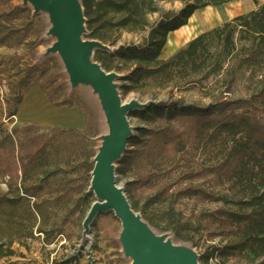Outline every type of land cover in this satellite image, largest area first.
I'll use <instances>...</instances> for the list:
<instances>
[{"label": "trees", "instance_id": "1", "mask_svg": "<svg viewBox=\"0 0 264 264\" xmlns=\"http://www.w3.org/2000/svg\"><path fill=\"white\" fill-rule=\"evenodd\" d=\"M180 1L182 6L171 11L160 10L157 0H82L88 38L105 43V30L118 34L147 30L142 42L121 44L112 52H94V59L107 71L126 69L122 77L126 82L120 86L122 93L148 84L150 91L163 86L170 94L169 99L149 102L135 111L144 124L129 137L127 149L116 161V172L132 175L126 192L134 206L140 204L141 198L144 200L139 208L143 211L153 203L166 204L158 215L149 217L152 227L170 229L178 239L192 242L194 234L201 230L209 236L225 234L228 237L225 245L212 246L220 255L251 253L262 257L264 4L198 34L168 58L159 59L168 33L186 24L196 9L230 0ZM157 11H160L157 20L150 24L148 15ZM3 14L6 21L16 15L26 21L22 28L0 22V44H26L33 52L38 43L28 38L27 26L38 15H30L28 7L11 4L0 16ZM38 24L41 25L39 20ZM54 69L47 73L42 65L31 67L20 81L25 87L17 104L31 87L38 86L53 105H75L85 114L86 122H90L92 113L74 90L69 92L67 78L60 72L57 60ZM243 70L257 77L255 85L243 96L228 97L231 85ZM219 76L220 84L205 92L209 99L206 103L185 101L184 97L174 95L176 88L204 86L209 78ZM15 112L16 108L11 115ZM48 138L35 123L13 126L0 138V175H8L7 192L21 190L26 197L33 189L42 187L36 184L23 188L19 171L45 152V144L38 141ZM21 196L9 200L21 202ZM191 200L218 206L187 214L182 206ZM23 201V213L26 211L23 216H27L30 201ZM198 260L206 264L208 257L200 254Z\"/></svg>", "mask_w": 264, "mask_h": 264}, {"label": "rangeland", "instance_id": "2", "mask_svg": "<svg viewBox=\"0 0 264 264\" xmlns=\"http://www.w3.org/2000/svg\"><path fill=\"white\" fill-rule=\"evenodd\" d=\"M157 3L160 10L177 11L182 6L180 0L170 2L157 0ZM10 4L12 7L21 6V0H11V2L0 0V15L9 10ZM262 4L264 0H230L221 6V14L225 16L226 12V16H230L228 18L230 19L235 15L256 9ZM159 13L160 11L149 14L148 22L152 24L156 21ZM33 14L30 8V15ZM35 14L38 17L33 18L32 23L27 26L28 38L38 43L33 52H30L26 44L19 46L0 44V138L10 132L13 126L24 125L11 113L16 108L17 99L25 87V84L20 81L31 67L42 65L47 73H51L55 70L54 61L57 60L61 67L60 72L65 76L57 54L44 55L46 47L54 40L52 36L46 35L47 16L43 12ZM217 14H215L216 21L220 20ZM209 15L214 16L213 13ZM15 17L6 21L3 14L0 16V22L13 28H22L26 19L20 15ZM38 20L41 25L38 24ZM213 23L214 21L210 22L202 29H211ZM178 33L180 32L175 30L168 33L159 59L168 58L189 41L188 38L179 40ZM105 35L104 42L116 49L121 44L142 42L147 35V30L123 31L120 34L115 30H105ZM84 38H88L86 34ZM111 70L120 74L117 82L123 101L136 98L139 101H149L150 104H154L159 100L170 98L168 88L158 86L150 91L148 84L123 94L120 86L126 82L122 79L126 69ZM219 78L220 76L209 78L204 86L197 84L176 88L174 95L184 97L185 101L206 103L209 99L205 92L209 87H217L220 84ZM256 79L257 77H251L248 71H240L231 85L232 91L228 97L245 95L255 85ZM74 91L93 115L90 122H86L85 129L80 131L76 128L56 126L63 130L52 131L49 130L51 127L39 125L40 132L47 133L49 137L46 141H38L39 144H45V152L25 163L23 168L19 163L22 168L19 171V182L23 188H30L36 184H41L42 187L33 189L29 193L31 195L26 197L21 190L16 193L7 192L8 175H0V264H131L130 258L125 257L121 252V246L117 240L120 222L111 210L99 213L90 223V230L86 236H83L82 221L91 202L95 199L94 194L87 191L91 177L89 168L93 166V157L100 144L98 137L105 133L107 128L99 100L91 89L88 86L78 85ZM135 111L137 109L128 113L133 134L138 133V128L144 124L143 119ZM14 145L17 146L16 142ZM130 179H132L131 174L116 172V183L122 186L125 192ZM19 194L23 198L21 202L9 200ZM126 195L132 208L149 224V217L158 215L166 205L153 203L143 211L139 206L144 198H141L140 204L134 206L130 195L127 192ZM23 200L27 203L28 200L30 201L27 216H23L26 213V211L23 213L22 206L25 203ZM217 206L216 203L191 200L187 201L182 208L188 214L200 209L213 210ZM154 230L160 234H169L174 243L192 246L198 255L203 254L208 257L206 264H264V256L257 258L251 253L236 256L220 255L212 246L225 245L228 241L225 234L209 236L201 230L194 234V244L192 241L178 239L170 229L154 228Z\"/></svg>", "mask_w": 264, "mask_h": 264}, {"label": "water", "instance_id": "3", "mask_svg": "<svg viewBox=\"0 0 264 264\" xmlns=\"http://www.w3.org/2000/svg\"><path fill=\"white\" fill-rule=\"evenodd\" d=\"M21 6H29L33 13L46 14V35L54 40L44 55L57 54L70 92L78 85L88 86L97 96L104 115L107 129L98 137L100 144L93 157L87 189L95 199L82 221L83 236L99 213L111 210L120 222L117 240L121 252L130 258L131 264H200L192 246L174 243L167 233H157L132 208L124 188L116 183V161L133 134L128 113L145 108L149 101L136 98L123 101L117 82L120 74L107 71L94 59L96 50L112 52L114 48L98 39L84 38L87 29L82 0H21Z\"/></svg>", "mask_w": 264, "mask_h": 264}, {"label": "crops", "instance_id": "4", "mask_svg": "<svg viewBox=\"0 0 264 264\" xmlns=\"http://www.w3.org/2000/svg\"><path fill=\"white\" fill-rule=\"evenodd\" d=\"M221 6L223 4L216 6L208 5L196 9L189 17L188 22L175 30L180 32L178 33V35L180 34L179 40L183 38L190 40L198 34L207 31L208 29H202V27L212 21L214 23L211 25V28L228 20L230 16H226V12L225 16L221 14ZM210 13H213L214 16L218 13L217 18L220 20L216 21V16H210ZM14 118L22 124L35 123L42 127L62 126L76 128L80 131L86 127L85 114L77 106L53 105L44 91L38 86L31 87L23 95L22 100L16 106Z\"/></svg>", "mask_w": 264, "mask_h": 264}]
</instances>
